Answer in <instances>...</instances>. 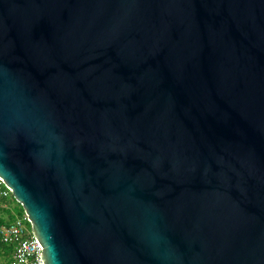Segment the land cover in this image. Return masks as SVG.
<instances>
[{"label":"water","instance_id":"1","mask_svg":"<svg viewBox=\"0 0 264 264\" xmlns=\"http://www.w3.org/2000/svg\"><path fill=\"white\" fill-rule=\"evenodd\" d=\"M0 178L44 264H264V0H0Z\"/></svg>","mask_w":264,"mask_h":264},{"label":"built area","instance_id":"2","mask_svg":"<svg viewBox=\"0 0 264 264\" xmlns=\"http://www.w3.org/2000/svg\"><path fill=\"white\" fill-rule=\"evenodd\" d=\"M0 200L17 204L12 191L1 178ZM11 204L6 208L13 210ZM0 239L2 243L12 249L9 264H44L41 259L42 246L34 237L30 221L25 213L16 214L13 212V220L0 227Z\"/></svg>","mask_w":264,"mask_h":264},{"label":"trees","instance_id":"3","mask_svg":"<svg viewBox=\"0 0 264 264\" xmlns=\"http://www.w3.org/2000/svg\"><path fill=\"white\" fill-rule=\"evenodd\" d=\"M11 203L5 201V200H0V211L7 214L8 217H2L0 216V227L3 225H6L7 223L11 222L13 220V212L12 209L6 208L7 205H10ZM16 214H23V209L19 205L18 211H15ZM12 249L10 246L5 245L2 243L0 239V264L2 263V260H5L4 264H9L10 261V256H11Z\"/></svg>","mask_w":264,"mask_h":264},{"label":"rangeland","instance_id":"4","mask_svg":"<svg viewBox=\"0 0 264 264\" xmlns=\"http://www.w3.org/2000/svg\"><path fill=\"white\" fill-rule=\"evenodd\" d=\"M15 205H17V207H19V204L18 203L15 204ZM0 216H2V217H8L7 214H5V213H3L1 211H0ZM2 263L4 264L5 263V260H2Z\"/></svg>","mask_w":264,"mask_h":264},{"label":"crops","instance_id":"5","mask_svg":"<svg viewBox=\"0 0 264 264\" xmlns=\"http://www.w3.org/2000/svg\"><path fill=\"white\" fill-rule=\"evenodd\" d=\"M11 206L13 207L12 212L18 211V207H17V205H15V204H11Z\"/></svg>","mask_w":264,"mask_h":264}]
</instances>
